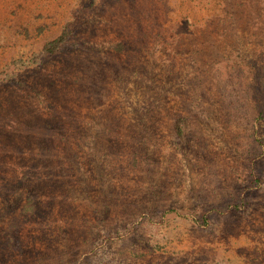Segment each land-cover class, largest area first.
<instances>
[{"label":"rangeland","instance_id":"obj_1","mask_svg":"<svg viewBox=\"0 0 264 264\" xmlns=\"http://www.w3.org/2000/svg\"><path fill=\"white\" fill-rule=\"evenodd\" d=\"M0 264H264V0H0Z\"/></svg>","mask_w":264,"mask_h":264},{"label":"trees","instance_id":"obj_2","mask_svg":"<svg viewBox=\"0 0 264 264\" xmlns=\"http://www.w3.org/2000/svg\"><path fill=\"white\" fill-rule=\"evenodd\" d=\"M67 37H68V34L64 33L63 35H61V37H59L56 40L48 43L44 47L42 54L40 55V58L46 57L50 54H53L57 51L62 50L65 47V41H66Z\"/></svg>","mask_w":264,"mask_h":264}]
</instances>
